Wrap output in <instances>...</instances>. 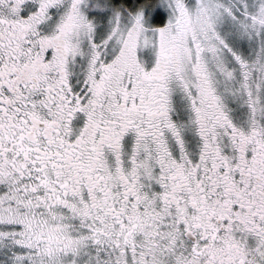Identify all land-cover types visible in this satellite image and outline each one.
<instances>
[{
    "label": "snow or ice",
    "instance_id": "6c2138e0",
    "mask_svg": "<svg viewBox=\"0 0 264 264\" xmlns=\"http://www.w3.org/2000/svg\"><path fill=\"white\" fill-rule=\"evenodd\" d=\"M0 264H264V0H0Z\"/></svg>",
    "mask_w": 264,
    "mask_h": 264
}]
</instances>
